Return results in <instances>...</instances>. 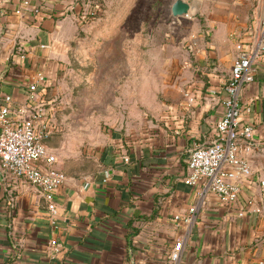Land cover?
<instances>
[{"label": "crops", "instance_id": "crops-1", "mask_svg": "<svg viewBox=\"0 0 264 264\" xmlns=\"http://www.w3.org/2000/svg\"><path fill=\"white\" fill-rule=\"evenodd\" d=\"M80 7L77 0H0L1 90L23 100L28 82L42 71L55 101L63 86L57 83L69 71ZM229 31L223 21L211 40L198 46L208 83L196 80L157 120L144 121L139 132H126L108 116L114 128L100 129L91 139L108 142L95 168L59 162L70 154L68 136L56 130L48 138L56 167L66 172L55 193V215L32 184L0 167V264H170L179 239V264H264V214L255 211L257 206L264 210V52L254 63L255 79L240 90L241 119L254 132L239 149L253 168L240 182L239 199L225 203L185 181L189 153L211 141L223 113L225 81L241 42L249 38L248 28L231 32L234 38ZM19 45L26 57L7 61ZM212 87L219 93L212 94ZM56 111L53 119L62 127ZM87 124L83 120L82 126ZM51 240L60 244L59 251Z\"/></svg>", "mask_w": 264, "mask_h": 264}, {"label": "rangeland", "instance_id": "rangeland-1", "mask_svg": "<svg viewBox=\"0 0 264 264\" xmlns=\"http://www.w3.org/2000/svg\"><path fill=\"white\" fill-rule=\"evenodd\" d=\"M77 1L81 22L54 102L62 123L56 122V130L68 136L70 151L59 162L63 158L64 165L83 170L95 168L108 144L91 139L100 129L114 128L107 123L109 115L126 132H139L144 121L157 120L196 80L208 83L197 53L201 41L211 40L214 27L226 22L234 38L231 32L248 28L264 9V0H187L190 14L177 17L175 0ZM83 120L88 121L85 127Z\"/></svg>", "mask_w": 264, "mask_h": 264}, {"label": "built area", "instance_id": "built-area-1", "mask_svg": "<svg viewBox=\"0 0 264 264\" xmlns=\"http://www.w3.org/2000/svg\"><path fill=\"white\" fill-rule=\"evenodd\" d=\"M188 11L177 17L188 16L191 12L190 9ZM248 30L249 38L241 42L231 74L225 81L223 113L215 124L214 135L209 143L199 144L191 149L187 163L188 173L185 176L187 183L200 187L202 195L213 192L221 201L230 204L239 199L240 182L253 174L249 158L239 153L241 143L251 138L254 132V126L241 119L243 108L240 90L244 83L255 79L254 63L264 52L263 9L255 15ZM25 57L26 50L19 45L7 57V61L16 62ZM44 78V73L40 71L28 82L23 100L0 89V167L32 184L47 200L50 212L55 215V193L66 180V172L56 167L57 155L47 144L48 138L57 129V124L53 119L55 104L47 96ZM209 91L218 94L220 89L212 87ZM261 184L264 185L263 179ZM248 204L249 207L252 206L253 201L250 200ZM255 211L264 214L260 206ZM50 243L55 251L60 250V244L56 240H51ZM182 246L183 239L174 244L170 264H179Z\"/></svg>", "mask_w": 264, "mask_h": 264}, {"label": "water", "instance_id": "water-1", "mask_svg": "<svg viewBox=\"0 0 264 264\" xmlns=\"http://www.w3.org/2000/svg\"><path fill=\"white\" fill-rule=\"evenodd\" d=\"M190 9V3L187 0H175L172 5L174 15H182Z\"/></svg>", "mask_w": 264, "mask_h": 264}, {"label": "bare ground", "instance_id": "bare-ground-1", "mask_svg": "<svg viewBox=\"0 0 264 264\" xmlns=\"http://www.w3.org/2000/svg\"><path fill=\"white\" fill-rule=\"evenodd\" d=\"M264 10V9H263ZM189 12V11H188Z\"/></svg>", "mask_w": 264, "mask_h": 264}]
</instances>
